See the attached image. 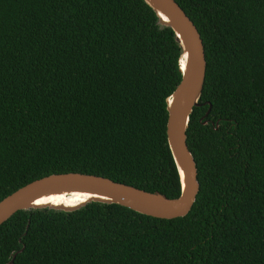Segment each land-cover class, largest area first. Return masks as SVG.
I'll list each match as a JSON object with an SVG mask.
<instances>
[{
  "label": "trees",
  "instance_id": "trees-1",
  "mask_svg": "<svg viewBox=\"0 0 264 264\" xmlns=\"http://www.w3.org/2000/svg\"><path fill=\"white\" fill-rule=\"evenodd\" d=\"M176 1L208 62L190 214L20 211L0 226V264H264V0ZM181 54L144 0H0V202L65 173L180 197L167 100Z\"/></svg>",
  "mask_w": 264,
  "mask_h": 264
},
{
  "label": "water",
  "instance_id": "water-1",
  "mask_svg": "<svg viewBox=\"0 0 264 264\" xmlns=\"http://www.w3.org/2000/svg\"><path fill=\"white\" fill-rule=\"evenodd\" d=\"M144 1L156 14L159 25L172 29L182 50L179 61L182 80L167 100L168 143L180 177V197L166 198L103 176L54 174L29 183L2 200L0 226L20 211L75 212L91 203L119 205L145 216L166 220L184 218L192 211L201 184L197 161L188 144V130L195 108L202 106L208 68L206 48L199 29L176 0ZM76 194L82 196V201L73 206L56 205L49 200ZM17 254L9 264H14Z\"/></svg>",
  "mask_w": 264,
  "mask_h": 264
},
{
  "label": "bare ground",
  "instance_id": "bare-ground-1",
  "mask_svg": "<svg viewBox=\"0 0 264 264\" xmlns=\"http://www.w3.org/2000/svg\"><path fill=\"white\" fill-rule=\"evenodd\" d=\"M70 197H74V198H82L81 195H74V196H70ZM66 198H69V197H66V196H58V197H52L50 198L49 200L53 202V204H63L62 202L59 203V201L63 200V199H66ZM66 205V204H65ZM67 206H71V205H67Z\"/></svg>",
  "mask_w": 264,
  "mask_h": 264
}]
</instances>
